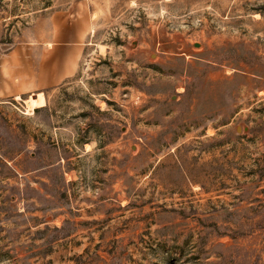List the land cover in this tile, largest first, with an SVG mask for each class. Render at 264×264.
Returning a JSON list of instances; mask_svg holds the SVG:
<instances>
[{
	"label": "rangeland",
	"instance_id": "obj_1",
	"mask_svg": "<svg viewBox=\"0 0 264 264\" xmlns=\"http://www.w3.org/2000/svg\"><path fill=\"white\" fill-rule=\"evenodd\" d=\"M76 1L0 0V62ZM86 2L76 75L0 100V264H264V0Z\"/></svg>",
	"mask_w": 264,
	"mask_h": 264
},
{
	"label": "crops",
	"instance_id": "obj_2",
	"mask_svg": "<svg viewBox=\"0 0 264 264\" xmlns=\"http://www.w3.org/2000/svg\"><path fill=\"white\" fill-rule=\"evenodd\" d=\"M87 0H77L68 12L52 19L48 40L12 49L0 62V100L33 96L76 75L90 32Z\"/></svg>",
	"mask_w": 264,
	"mask_h": 264
},
{
	"label": "trees",
	"instance_id": "obj_3",
	"mask_svg": "<svg viewBox=\"0 0 264 264\" xmlns=\"http://www.w3.org/2000/svg\"><path fill=\"white\" fill-rule=\"evenodd\" d=\"M38 109H36V111H37ZM62 229H64V228H62ZM56 231H60V230H58V229H56Z\"/></svg>",
	"mask_w": 264,
	"mask_h": 264
},
{
	"label": "water",
	"instance_id": "obj_4",
	"mask_svg": "<svg viewBox=\"0 0 264 264\" xmlns=\"http://www.w3.org/2000/svg\"><path fill=\"white\" fill-rule=\"evenodd\" d=\"M34 97H36V96H34ZM238 131H240V130H238Z\"/></svg>",
	"mask_w": 264,
	"mask_h": 264
}]
</instances>
